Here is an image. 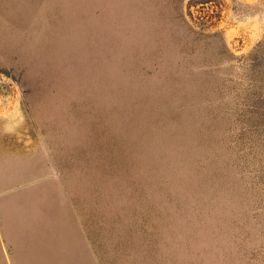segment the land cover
Listing matches in <instances>:
<instances>
[{"label":"rangeland","instance_id":"374dc122","mask_svg":"<svg viewBox=\"0 0 264 264\" xmlns=\"http://www.w3.org/2000/svg\"><path fill=\"white\" fill-rule=\"evenodd\" d=\"M0 264H264V0H0Z\"/></svg>","mask_w":264,"mask_h":264}]
</instances>
